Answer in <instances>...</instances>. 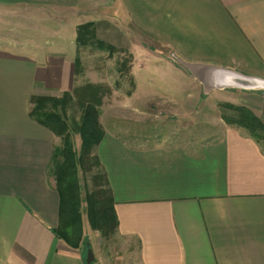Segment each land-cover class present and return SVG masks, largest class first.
<instances>
[{
  "label": "crops",
  "instance_id": "0c3cea01",
  "mask_svg": "<svg viewBox=\"0 0 264 264\" xmlns=\"http://www.w3.org/2000/svg\"><path fill=\"white\" fill-rule=\"evenodd\" d=\"M0 5L94 15L100 39L115 48L157 43L204 85L216 68L264 79V0ZM74 55L0 48V264H86L84 231L77 247L56 234L63 218L49 168L57 136L29 115L32 96L72 90ZM229 90L264 120V90ZM93 153L114 199L116 233L132 243L125 264H264V150L243 128L223 125L208 141L153 145L105 131Z\"/></svg>",
  "mask_w": 264,
  "mask_h": 264
},
{
  "label": "rangeland",
  "instance_id": "374dc122",
  "mask_svg": "<svg viewBox=\"0 0 264 264\" xmlns=\"http://www.w3.org/2000/svg\"><path fill=\"white\" fill-rule=\"evenodd\" d=\"M95 19L94 15L77 11L61 13L37 6L0 5V48L38 58L53 51H74V61L78 62H74L72 90L35 96L40 97L44 111L57 112L64 120L76 151L80 148L76 131L82 110L95 98L100 101L96 109L102 132L119 135L134 145L199 143L214 139L223 125L231 126L224 118L231 117L234 110L223 104L239 106V93L211 90L192 76L187 64L157 43L115 48L98 37ZM78 32L81 38L91 41L79 45ZM55 99L62 102V107L59 104L54 108ZM32 107L31 102L30 110ZM61 144L57 136L56 147ZM261 147L264 150L263 140ZM49 173L54 180L51 169ZM104 184L100 167L91 160L77 167L73 185L80 216L73 229L77 236L84 231L88 237L84 256L90 248L94 254L92 264H125L132 243L120 238L117 231L104 237L87 220L86 193L104 191Z\"/></svg>",
  "mask_w": 264,
  "mask_h": 264
},
{
  "label": "trees",
  "instance_id": "16d2710c",
  "mask_svg": "<svg viewBox=\"0 0 264 264\" xmlns=\"http://www.w3.org/2000/svg\"><path fill=\"white\" fill-rule=\"evenodd\" d=\"M77 40L79 45H85L91 41V39L81 38L79 32ZM74 62L76 64L78 62L77 59ZM40 101L41 99L38 96L31 97L33 107L29 112L30 117L48 128L55 135L61 137L62 143L61 147H54L50 163L51 168H49L51 169V174L55 180V187L59 194L60 213L63 218V225L56 231V234L72 247H77L80 236H77L76 229H73V227L79 222L80 215L78 212L79 201L77 200V194L74 193L76 186L73 185V182L77 167L86 160H91L95 165L100 167L99 160L93 153L94 148L104 134L98 121V110L96 109V105L100 101L97 98L94 101H87L82 110L80 125L76 131L80 137V148L78 151L74 149L73 142L68 135V126L61 116L57 112L44 111ZM59 104L61 106L62 102L55 99L54 108L58 107ZM223 105L234 110V113L230 114L231 117H225L224 119L231 126L243 128L261 145V140L264 141V120L260 119L245 106ZM100 173L103 176L106 190L86 193V213L90 227L93 230L99 231L104 237H107L117 231L118 219L114 209L113 196L110 193L108 183L101 169ZM71 235L76 239L73 240Z\"/></svg>",
  "mask_w": 264,
  "mask_h": 264
},
{
  "label": "water",
  "instance_id": "95a60500",
  "mask_svg": "<svg viewBox=\"0 0 264 264\" xmlns=\"http://www.w3.org/2000/svg\"><path fill=\"white\" fill-rule=\"evenodd\" d=\"M204 81L205 85L210 89H239L245 91L264 90V79L243 75L236 71L223 68L212 70ZM86 250L85 263L92 264L94 261V254L90 248H87Z\"/></svg>",
  "mask_w": 264,
  "mask_h": 264
}]
</instances>
